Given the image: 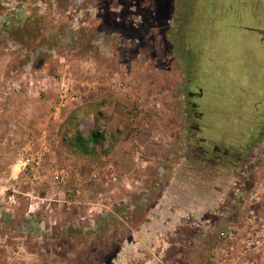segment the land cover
I'll return each instance as SVG.
<instances>
[{"label":"rangeland","instance_id":"rangeland-1","mask_svg":"<svg viewBox=\"0 0 264 264\" xmlns=\"http://www.w3.org/2000/svg\"><path fill=\"white\" fill-rule=\"evenodd\" d=\"M251 36L249 0H0V264H212L264 170V49ZM26 97L48 111L33 116ZM86 103L121 134L94 160L60 135ZM43 119L56 126L28 131ZM28 153L40 160L24 170ZM103 189L110 210L90 224ZM157 204L174 230L153 238Z\"/></svg>","mask_w":264,"mask_h":264},{"label":"built area","instance_id":"built-area-1","mask_svg":"<svg viewBox=\"0 0 264 264\" xmlns=\"http://www.w3.org/2000/svg\"><path fill=\"white\" fill-rule=\"evenodd\" d=\"M68 98L70 100H76V96L69 97L68 93L62 96L63 101L68 100ZM134 148L136 150L135 160L138 161L143 157V153L138 151L139 147L136 143H134ZM36 159L40 160L39 157H35L28 153L25 158L18 159L17 164L25 170L32 165V162ZM103 174H106L105 177L108 179L107 168ZM68 179V172L53 171V180L59 186L62 185L64 187ZM110 180L116 182L119 180V177L116 173L110 172ZM81 193L80 187H71L69 189V199L66 201L69 204H78ZM263 195L264 180L257 183L255 191L253 192V198L256 202H260L264 199L262 198ZM113 204L114 203L111 202V205ZM109 210L107 192L105 189L100 190L88 203L85 215L86 221L92 224L97 217L106 214ZM243 221L242 227H238L237 224H228L226 228H223L218 233V244L212 249V264H241L240 260L253 251L264 258V217H260L255 210L251 209L248 211Z\"/></svg>","mask_w":264,"mask_h":264},{"label":"trees","instance_id":"trees-1","mask_svg":"<svg viewBox=\"0 0 264 264\" xmlns=\"http://www.w3.org/2000/svg\"><path fill=\"white\" fill-rule=\"evenodd\" d=\"M100 105L102 104L86 103L71 111L65 118L60 135L62 145L69 152L94 160L108 152L104 150L108 134L114 142L120 139L115 117H105L99 109ZM89 116H93L95 126L89 133H85L80 129V124Z\"/></svg>","mask_w":264,"mask_h":264},{"label":"crops","instance_id":"crops-1","mask_svg":"<svg viewBox=\"0 0 264 264\" xmlns=\"http://www.w3.org/2000/svg\"><path fill=\"white\" fill-rule=\"evenodd\" d=\"M29 98L30 97H26L21 102L25 103V106L29 107L27 110H29V112H31L33 116L36 117V115H37V116L42 117L48 111L47 110L48 105H47L46 100H43V102L40 103L36 99L30 100ZM28 126H29V129L31 127L33 128L31 130L28 129V131H30L33 135L37 133V135L39 136L43 130L47 129L49 126L55 127L56 124L54 122L53 123L52 122L47 123L46 121L44 122V119H43L41 124H40V121H38V123L36 125H31V121H30L28 123ZM29 135L25 136L24 139H26L28 141V139L31 138V136H29ZM257 178L258 179L256 180V182L254 184H252L251 186H249V211L251 209H253L258 213V215L260 217H264V199H263V201L256 202V200L253 198V192L255 191V187L257 186V183L264 180V170L263 169H259V175H257ZM262 198H264V195ZM165 208H166V206L161 208V205H159V204L156 205V207H155V212L157 214V215H155L156 218L152 220L153 222L151 221V223H150L151 226L148 228V232L144 231V232H147V235H149L153 238L154 237L159 238L158 234H159L160 230H157L156 228H158V226L160 224H164L167 230H168V228H172V231L174 230L173 219L167 220V218H166L165 222H164V220L161 221V219H160L164 215V209ZM158 214H159V218H157ZM168 216H170L169 213H168ZM231 217L232 216H230V220H228V222H229V224H234ZM241 223H242V221H241ZM145 229H147V227H145ZM240 262H241V264H264V258L260 254H258L257 252L253 251V252L249 253L248 256L242 258L240 260Z\"/></svg>","mask_w":264,"mask_h":264},{"label":"flooded vegetation","instance_id":"flooded-vegetation-1","mask_svg":"<svg viewBox=\"0 0 264 264\" xmlns=\"http://www.w3.org/2000/svg\"><path fill=\"white\" fill-rule=\"evenodd\" d=\"M249 34L252 35L250 38L252 47L255 43H259L260 47L264 49V0H249ZM199 96L203 97V89L199 92ZM262 117V122H264V113ZM198 150L203 149L200 146ZM207 162L213 164L216 161L210 158Z\"/></svg>","mask_w":264,"mask_h":264}]
</instances>
